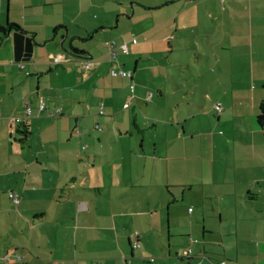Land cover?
<instances>
[{"label":"crops","instance_id":"1","mask_svg":"<svg viewBox=\"0 0 264 264\" xmlns=\"http://www.w3.org/2000/svg\"><path fill=\"white\" fill-rule=\"evenodd\" d=\"M262 101L264 0H0V264H264Z\"/></svg>","mask_w":264,"mask_h":264},{"label":"built area","instance_id":"2","mask_svg":"<svg viewBox=\"0 0 264 264\" xmlns=\"http://www.w3.org/2000/svg\"><path fill=\"white\" fill-rule=\"evenodd\" d=\"M132 44H135L136 43V40H132L131 41ZM115 47V46H114ZM114 47H111L109 50V57L111 59H114V56L116 55L115 53V48ZM114 48V49H113ZM122 53H127V44H121L119 47H118ZM54 63H57V59L55 58L54 60ZM80 65H81V68L85 69V70H88L91 68V63L87 62V61H82L80 62ZM111 76L112 77H127V78H130L131 77V73L130 72H126V71H121V70H117V71H111L110 72ZM133 86L130 87V89L132 90ZM150 99V96L149 98H147V100ZM124 109L128 108V103H125V105L123 106ZM39 111H43L45 109V104L43 102H41L39 104V107H38ZM98 112L99 114L101 115L103 113V105L101 104L98 108ZM214 110L216 112V114H219L222 110L221 108V105L220 104H216L214 106ZM59 114V111H54V112H50L49 113V116H56ZM31 116V110L30 108L27 106L24 110V114L22 116H16V117H11L9 119L10 123L14 126H18L22 123H24L28 118H30ZM99 129V128H98ZM8 197L9 199L15 204L17 205L19 203V200H20V193L18 192H11L8 194ZM191 211V210H190ZM139 247L138 243H133L132 244V249H137ZM191 255V250L190 249H187L185 250V252L183 253L182 255V258L184 257H189ZM8 257L6 256H2L0 257V261L2 262H5V261H8ZM150 262H153L154 259L153 258H150L149 259ZM217 264H227V262L225 260H221L219 261Z\"/></svg>","mask_w":264,"mask_h":264},{"label":"trees","instance_id":"3","mask_svg":"<svg viewBox=\"0 0 264 264\" xmlns=\"http://www.w3.org/2000/svg\"><path fill=\"white\" fill-rule=\"evenodd\" d=\"M16 31H18L17 33H21V34H23L22 32H21V30H16ZM133 39H131L130 40V44L131 45H135V44H137V40L136 39H134V40H136V43L135 44H132L131 43V41H132ZM121 44H127V43H125V42H123V43H117L115 40H106L104 43H103V46H104V49H105V52H106V57H107V60L109 61V62H112L113 64H115L114 65V68H112L111 69V71H117V70H121V71H126V72H130L131 73V77L130 78H127V77H120L119 76V78H123V79H129L130 81L132 80V76H133V73H132V71L131 70H125V69H123L122 67H121V64H120V62H119V55H121V56H126V55H128L129 54V51H128V49H129V47H128V44H127V53H122L121 52V50L118 48ZM115 46V47H114ZM111 47H114L115 48V53H116V55L114 56V59H111L109 56V49L111 48ZM113 48V49H114ZM72 52H74V53H77V51L76 50H72ZM82 58H83V56H82ZM87 58H83V60L84 61H87V62H89V63H91L89 60H86ZM82 60V61H83ZM53 63V61H51L50 62V64H52ZM55 64V63H54ZM91 65H92V63H91ZM93 66V65H92ZM91 66V67H92ZM111 75V74H110ZM114 78H118V77H114ZM131 86H133V88H132V90L130 89V87ZM134 87H135V84L133 83V82H131V84L129 85V91H130V97H133V90H134ZM149 96H150V99L149 100H147V98H149ZM151 97H152V93L149 91V93L146 95V98H145V100H144V102L145 103H149V102H151ZM126 103H128V108L130 107V103L129 102H126ZM216 104H219V103H216ZM215 104V105H216ZM214 105V106H215ZM221 105V104H220ZM128 108H126V109H128ZM221 108H222V106H221ZM259 110H260V113H259V115H258V117H257V123H258V125L259 126H263L264 125V101H262V103L260 104V106H259ZM215 111V110H214ZM222 111V110H221ZM216 113V112H215ZM221 113V112H220ZM219 113V114H220ZM31 117V116H30ZM24 123H22V124H20V125H23ZM20 125H18V126H20ZM22 134H26V132H22ZM136 237V240L134 241V243H138V245H139V242H138V237L137 236H135ZM133 244V243H132ZM132 244H131V248H132ZM139 248V247H138ZM137 248V249H138ZM191 257V255L189 256V257H187V258H190ZM150 262V261H149ZM154 262V261H153ZM227 262V261H226ZM217 264V263H216Z\"/></svg>","mask_w":264,"mask_h":264},{"label":"water","instance_id":"4","mask_svg":"<svg viewBox=\"0 0 264 264\" xmlns=\"http://www.w3.org/2000/svg\"><path fill=\"white\" fill-rule=\"evenodd\" d=\"M15 62H29L32 58L33 42L24 34L15 32L13 34Z\"/></svg>","mask_w":264,"mask_h":264},{"label":"rangeland","instance_id":"5","mask_svg":"<svg viewBox=\"0 0 264 264\" xmlns=\"http://www.w3.org/2000/svg\"><path fill=\"white\" fill-rule=\"evenodd\" d=\"M152 103H153V102H152ZM152 103H151V104H152ZM151 104H148V106H151ZM146 108H149V107H146ZM147 110L149 111V113L152 112L150 109H147ZM144 114H145V118H149V117H148V114H146V113H144ZM152 258H153V257H152ZM154 260H155V259H154Z\"/></svg>","mask_w":264,"mask_h":264}]
</instances>
